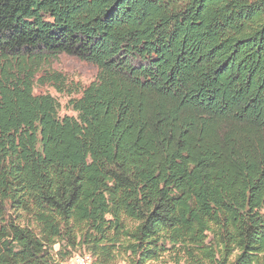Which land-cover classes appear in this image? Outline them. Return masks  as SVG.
Here are the masks:
<instances>
[{
    "label": "trees",
    "instance_id": "trees-1",
    "mask_svg": "<svg viewBox=\"0 0 264 264\" xmlns=\"http://www.w3.org/2000/svg\"><path fill=\"white\" fill-rule=\"evenodd\" d=\"M76 254L264 264V0H0V264Z\"/></svg>",
    "mask_w": 264,
    "mask_h": 264
},
{
    "label": "rangeland",
    "instance_id": "rangeland-1",
    "mask_svg": "<svg viewBox=\"0 0 264 264\" xmlns=\"http://www.w3.org/2000/svg\"><path fill=\"white\" fill-rule=\"evenodd\" d=\"M41 69L43 71L38 72L36 78L40 77L44 72H46L53 73L62 78L64 81V89L62 92H58L50 83H44L42 85L37 84L34 87L35 94L48 93L59 102V113L61 115L74 114L67 106V101L70 98L78 97V90H81L83 87L92 82L97 74V68L95 65L81 60L75 56L63 53L48 57L42 64ZM75 256H77V254L74 255L72 259ZM163 261L157 263L151 262L148 264H172L171 262L164 263Z\"/></svg>",
    "mask_w": 264,
    "mask_h": 264
},
{
    "label": "bare ground",
    "instance_id": "bare-ground-1",
    "mask_svg": "<svg viewBox=\"0 0 264 264\" xmlns=\"http://www.w3.org/2000/svg\"><path fill=\"white\" fill-rule=\"evenodd\" d=\"M77 256H83V257H87L88 261L90 262V264H98L96 263L93 258L89 255V254H83V255H77ZM76 262V256L71 259V261L69 262V264H74Z\"/></svg>",
    "mask_w": 264,
    "mask_h": 264
},
{
    "label": "built area",
    "instance_id": "built-area-1",
    "mask_svg": "<svg viewBox=\"0 0 264 264\" xmlns=\"http://www.w3.org/2000/svg\"><path fill=\"white\" fill-rule=\"evenodd\" d=\"M74 264H90L87 257L76 256V262Z\"/></svg>",
    "mask_w": 264,
    "mask_h": 264
}]
</instances>
